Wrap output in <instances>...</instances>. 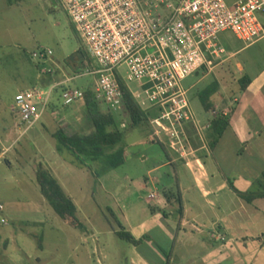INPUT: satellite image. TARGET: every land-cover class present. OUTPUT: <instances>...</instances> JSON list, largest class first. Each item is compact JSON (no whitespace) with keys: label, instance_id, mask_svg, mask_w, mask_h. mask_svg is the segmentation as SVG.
<instances>
[{"label":"rangeland","instance_id":"374dc122","mask_svg":"<svg viewBox=\"0 0 264 264\" xmlns=\"http://www.w3.org/2000/svg\"><path fill=\"white\" fill-rule=\"evenodd\" d=\"M12 1L13 9L0 18V201L5 205L3 212L0 211V264H133L129 242L118 237L116 231L125 222L124 215L137 220L143 208L158 201V198H149L151 193L162 197L167 189L178 192V173L185 186L192 184L180 162L182 150L187 149L186 157H193L190 141L182 135L185 149L177 151L168 145L163 148L151 142L156 136L152 122L133 127L130 116L122 108L112 111L108 103L99 100L100 112H113L120 130L124 131L123 140L105 151L109 155L125 148L122 165L108 166V155H105L97 161L89 158L91 169L82 165L69 150L59 151V142L52 137L34 145L39 133H45L44 127H84L83 135L94 130L85 101L64 106L62 101L55 100L44 117L23 135L18 112L13 109L21 91L44 85L43 79L49 76L45 70L61 67V74H55L54 80L63 79L64 75L77 76L82 69L80 63L69 66L68 61L84 44L59 0ZM261 20L264 24V16ZM220 40L229 52L247 46L231 31L222 32ZM40 48L52 50V57L33 58V53ZM87 61L91 62L89 58ZM237 62L247 70H237ZM263 69L264 38L235 58L215 59L198 73L190 74L182 86L188 90L193 116H200L203 124L212 118L213 114L205 109L199 95L204 88L218 84L217 98L216 94L210 97L216 110L219 99L233 100L239 95L245 73L256 78ZM121 71L128 76L126 65ZM96 81L95 76L86 75L77 76L69 84L85 90ZM129 87L135 92L140 90L141 83L130 81ZM218 109L221 115L223 107ZM156 111L152 108L151 120ZM192 123L187 127L192 139L199 141V136H194L197 132ZM11 128L16 133L8 137L6 131ZM167 156L178 159L174 166L166 164ZM41 171L53 172L76 202L78 217L87 226L85 232L67 224L50 206L41 192L38 180ZM2 218H6V224L1 222Z\"/></svg>","mask_w":264,"mask_h":264},{"label":"built area","instance_id":"2783aa9c","mask_svg":"<svg viewBox=\"0 0 264 264\" xmlns=\"http://www.w3.org/2000/svg\"><path fill=\"white\" fill-rule=\"evenodd\" d=\"M59 2L95 60L94 67L82 68L77 76H95L92 89L112 111L123 108L121 79L129 89L130 81H139L141 88L135 92L130 89L132 95L144 109L156 108L158 115L151 122L157 136H166L174 149L184 142L180 127L192 120L188 90L182 81L215 59L230 58L220 40L222 32H233L247 45L264 37V0ZM52 55V50L40 48L33 58L48 60ZM125 65L128 76L121 71ZM77 76L64 75L17 95L13 109L18 112L22 135L44 117L55 100L64 106L85 101V90L69 84ZM4 209L0 202V211ZM1 222L7 221L2 218Z\"/></svg>","mask_w":264,"mask_h":264},{"label":"crops","instance_id":"0c3cea01","mask_svg":"<svg viewBox=\"0 0 264 264\" xmlns=\"http://www.w3.org/2000/svg\"><path fill=\"white\" fill-rule=\"evenodd\" d=\"M14 6L12 0H0V18ZM248 47L230 52V58ZM236 66L239 71L247 70L240 62ZM245 75L249 77L247 88L233 100L219 99L216 110L209 111L213 115L208 123L193 116L191 108L192 121L180 127L183 138L190 141L193 157H186L184 142L175 150L185 149L180 162L192 184L185 186L178 173V192L167 189L162 197L151 193L149 198L158 201L143 208L137 220L124 215L121 229L136 239H144L140 245L129 243L133 264H264V69L256 78L248 72ZM219 106L223 107L221 115L230 119L220 136L212 127ZM191 122L199 141L192 139L189 132ZM83 129L44 127L45 133H39L33 142L39 145L49 137L57 139L60 130L83 135ZM6 133L11 137L16 132L11 128ZM154 135L157 136L155 127ZM157 138L163 148L168 145L174 149L166 136ZM176 160L167 156L166 164L174 166ZM166 192L175 197L168 200Z\"/></svg>","mask_w":264,"mask_h":264},{"label":"trees","instance_id":"16d2710c","mask_svg":"<svg viewBox=\"0 0 264 264\" xmlns=\"http://www.w3.org/2000/svg\"><path fill=\"white\" fill-rule=\"evenodd\" d=\"M86 50H84V49ZM91 60L88 62L87 59ZM80 63L81 67L95 66L94 60L90 56V53L85 46H82L68 61L69 66H74ZM206 67V66H205ZM49 75L47 78L43 79L44 84L51 83L54 80L55 74H61V70H50L45 72ZM249 77L245 75L241 79L242 89H246L248 86ZM122 87L125 92L123 110L126 112L132 122V126L136 127L145 122H151V111L144 109L138 101L132 95L128 85L125 81L121 79ZM218 91V84L214 83L207 86L199 95L201 97L202 103L207 111H210L214 107L213 100H210L212 95H215ZM85 103L92 114L94 130L89 135H68L64 130H60L56 134V138L59 142L58 150L63 151L64 149L69 150L77 160L84 166L92 169V165L89 162V158L93 161H97L101 157L108 155L106 150L108 148H113L115 145L120 143L124 138V131L120 130V124L113 112L102 113L99 110V100L96 97L95 92L92 87L85 89ZM158 115V111L155 112V116ZM154 116V117H155ZM230 124V119L224 115L216 116L212 121V127L217 135H222L226 128ZM192 127H195L192 124ZM190 132V131H189ZM151 142L158 143L161 146L163 144L155 136L154 140ZM126 150L121 148L116 152L108 155L107 165L118 167L125 162ZM98 176L100 172L96 173ZM38 180L41 186V191L50 202L54 210L59 214V216L73 228L85 232L87 226L78 217V209L74 201L66 194L63 187L50 172L41 171L38 176ZM168 200H172L175 195H170L166 192ZM178 202H181L179 197L176 196ZM117 236L121 239L135 244L140 245L144 239H136L130 232L125 230H118Z\"/></svg>","mask_w":264,"mask_h":264}]
</instances>
